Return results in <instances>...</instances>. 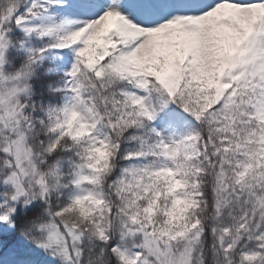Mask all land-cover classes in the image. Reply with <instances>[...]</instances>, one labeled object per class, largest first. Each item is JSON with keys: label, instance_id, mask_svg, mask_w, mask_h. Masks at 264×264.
<instances>
[{"label": "snow or ice", "instance_id": "6c2138e0", "mask_svg": "<svg viewBox=\"0 0 264 264\" xmlns=\"http://www.w3.org/2000/svg\"><path fill=\"white\" fill-rule=\"evenodd\" d=\"M0 264H264V0H0Z\"/></svg>", "mask_w": 264, "mask_h": 264}]
</instances>
